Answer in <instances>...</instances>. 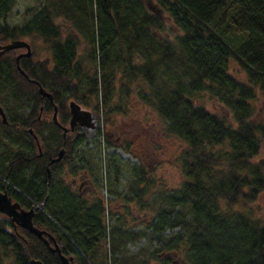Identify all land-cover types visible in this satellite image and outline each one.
Returning <instances> with one entry per match:
<instances>
[{
  "label": "trees",
  "instance_id": "1",
  "mask_svg": "<svg viewBox=\"0 0 264 264\" xmlns=\"http://www.w3.org/2000/svg\"><path fill=\"white\" fill-rule=\"evenodd\" d=\"M37 1L41 6L29 21L10 26L11 0H0V38L30 37L48 50L46 60L24 58L20 66L53 93L59 123L67 126L69 98L102 110L105 125L136 100L153 113L158 131L180 144L175 165L181 181L152 190L157 183L140 164L132 170L131 196L122 197L124 212L114 213L110 224L103 198L80 197L59 177L63 164L70 175L86 171V165H71L84 137L74 131L64 140L45 119L50 103L34 93L36 85L8 52L3 78L0 66V101L10 111L4 128L11 133L24 120L42 156L31 137V147L4 155L0 189L25 209L46 198L33 224L50 237L39 238L0 214V264H63L52 238L74 264H175V257L179 264H264V215L255 205L264 193V122L252 121L256 113L264 117V0ZM63 142L66 156L49 164L48 179L47 162ZM109 167L120 174L112 159ZM133 202L136 213L151 217L145 229L134 227ZM145 237L146 245L129 251Z\"/></svg>",
  "mask_w": 264,
  "mask_h": 264
},
{
  "label": "rangeland",
  "instance_id": "2",
  "mask_svg": "<svg viewBox=\"0 0 264 264\" xmlns=\"http://www.w3.org/2000/svg\"><path fill=\"white\" fill-rule=\"evenodd\" d=\"M11 4L12 6L6 18V23L10 26L21 25L29 21L34 11L41 6V2L37 0H11ZM150 5L157 11L153 3ZM25 39L34 44L38 59L43 60L49 56L48 50L40 40L27 37ZM241 76L240 73L239 77ZM81 106L94 114L96 127L94 130L89 131L79 130L80 135L84 137V143L77 154L73 155L71 165L76 167L87 166L88 179L93 182L95 191L84 193L83 198L89 199L93 196L103 198L107 205V218L110 224L114 221V213L117 211L124 212L123 206L127 204L122 197L125 195L131 196V189L136 181L132 170L138 168L140 164L149 167L147 169L152 173V177L157 183L152 190L162 191L178 186L181 177L175 165V158L179 153L180 144L177 140L165 137L158 131V125H154L153 113L148 108L137 103L136 100L130 101L123 116H116L111 125H105V115L102 110L97 111L82 104ZM206 106L212 111L219 110L210 102H206ZM252 121L264 122V117L260 113H256L252 117ZM129 142L132 143L131 152L126 151L124 148V145ZM2 145L3 143H0V146ZM260 157H264V145ZM111 159L120 167L118 176L109 167V160ZM72 189L78 193L77 187ZM117 195H120V197L118 198ZM144 198L147 200V197ZM134 204L135 202L128 204L129 211L134 212L137 219L133 221L132 218L130 219L127 216V220L133 221L136 224L134 226L136 229H145V222L151 217L143 212L136 213L133 208ZM136 204L138 203L136 202ZM255 205L264 215V193L258 198ZM149 231L148 229L147 232ZM165 234H168V232H165ZM147 240L148 238L145 237L140 242L129 244V251H137L139 246L147 244ZM174 260L175 264H179L177 257Z\"/></svg>",
  "mask_w": 264,
  "mask_h": 264
},
{
  "label": "flooded vegetation",
  "instance_id": "3",
  "mask_svg": "<svg viewBox=\"0 0 264 264\" xmlns=\"http://www.w3.org/2000/svg\"><path fill=\"white\" fill-rule=\"evenodd\" d=\"M25 38L23 37V38H18V39H9L6 42L2 41L1 38H0V62H1L0 66H1V69H2L1 70V77L3 78L4 75H8V73H7L8 72V69H7L8 68V56H7L6 53L12 52V56H13L12 59L14 61V64H15V67H16L17 71L23 77H25L29 82H31L32 84L36 85L37 90L34 91V93L35 94H39V96L41 98V101L44 102V99H46L51 105L52 112H51L50 115L46 114L45 119H49V120L52 121V115L54 113V107H56V109H57V119H58V106L54 103L53 93L48 91V90H46L45 88H43V86L38 81H36L34 79H30L29 76L27 75V73L20 66V61L22 59H24V58L31 59L32 62H37V61L41 62V61L46 60L48 58V57H46L43 60L38 59L37 58V53L35 51L36 48H35L34 44L31 41H27V39H25ZM27 38L30 39V37H27ZM13 41H23V42L28 43L29 47H30L29 56L26 55V53H27L26 47H17V48H12V49H9V50H6V49L4 50L3 49L5 46H7L8 44H10ZM48 55H49V53H48ZM39 84L42 86V88L47 93L51 94L52 100L49 99L47 96L42 95V94L39 93V86H38ZM69 101H70V99L67 102L68 104H69ZM0 107L2 108L3 113L5 114V121H3V117L0 114V132H3L4 135H5L4 141L3 142L0 141V143H3V145L0 146V159H1L4 155H6V156L10 155V153L13 152L14 150H16V148H23L24 149V148H27L29 146L31 147L30 137L35 141V136L36 135H35V133H34V131H33V129L31 127H26L24 125V120H22L21 122H15L14 130L11 133H7L8 129H6L4 127H7V126L9 127L10 126V123H9V113H10V111L3 105V103L1 101H0ZM68 108H69V106H68ZM22 113H23V117L26 119L28 117L27 116V110L23 109ZM41 113H43V107L40 108V114L38 116L39 120H42L41 117H40ZM70 118H71V115H70V110H69V117H68V120H67V126H63L60 123L59 124L61 126H63V127H68V129H69ZM31 122H30V125H31ZM58 122H59V119H58ZM57 126L62 130V128L59 125H57ZM80 129H85L87 131L93 130V129H89V128L81 127V126L76 127V128H74V130H68L65 134H63L64 140H65V137L68 134V132H74L75 131V134L77 136L80 135V132H79ZM62 132H63V130H62ZM80 136H82V135H80ZM71 141L73 142V139H71ZM36 146H37L38 156L41 157L42 156L41 146H40V149H39L37 144H36ZM62 148H64V152L62 154L61 159L59 161H53L54 159L57 158L58 152ZM60 149H59V151H57V153L54 156H51L49 158V161L47 162L46 170L48 172V179L50 177L49 164H59V163H61L63 161V159L66 156V150H65V147H64V142L62 143V146H61ZM10 165H12V163H10ZM62 168H63V173L61 175H59V177L63 178V179L66 178L68 183L73 188L77 187V191H78L80 197H83L84 193L87 194V193H91V192L95 191V186H94L93 182L88 179L89 175L86 174V171H79L75 175H70L68 173V170L65 168L64 164H63ZM0 181H2L4 183L3 180L0 179ZM89 196H90V194H89ZM44 235H47V234H44ZM47 237H49V236L47 235Z\"/></svg>",
  "mask_w": 264,
  "mask_h": 264
},
{
  "label": "water",
  "instance_id": "4",
  "mask_svg": "<svg viewBox=\"0 0 264 264\" xmlns=\"http://www.w3.org/2000/svg\"><path fill=\"white\" fill-rule=\"evenodd\" d=\"M147 5L149 9H151L153 12H157L150 5V3H148ZM17 47H26L27 49L26 55L29 56L30 54L29 44L23 41H13L7 46H5L3 49L9 50ZM38 86H39V93L47 96L49 99L52 100L51 94L47 93L40 84ZM68 106L71 115L69 121V129L68 127H63L59 124L57 119L56 107H54V113L52 115L53 123L59 125L62 128L63 134H65L68 130H74V128L79 126L86 127L89 129L95 128V118H94V114L91 111L82 108V106L74 100H71ZM0 114L3 117V121H5V114L3 113L1 107H0ZM35 141L40 149V145L37 137H35ZM63 152H64V148L60 149L57 158L54 159L53 161H59L62 157ZM45 201L46 199L38 205H34L29 209H25L17 201H13V199L7 194L6 190H0V214L5 215L14 225L20 226L21 228L29 231L30 233L36 235L39 238H43L44 234H47L50 237V234H48L47 232L41 229H38L33 224V217L35 215L36 210L42 208ZM53 243H54V247L52 249L54 252H57L60 255V259L63 262V264H74L71 260H69L68 258H66L61 254L60 248L57 245L55 239H53ZM30 264H43V262L40 260L31 259Z\"/></svg>",
  "mask_w": 264,
  "mask_h": 264
}]
</instances>
